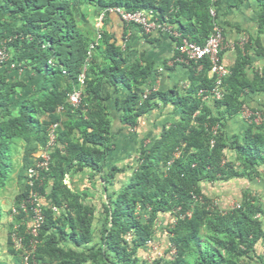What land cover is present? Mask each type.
I'll use <instances>...</instances> for the list:
<instances>
[{"label":"trees","instance_id":"16d2710c","mask_svg":"<svg viewBox=\"0 0 264 264\" xmlns=\"http://www.w3.org/2000/svg\"><path fill=\"white\" fill-rule=\"evenodd\" d=\"M237 1L257 4L256 37L249 35L236 47L223 98L213 100L211 108L203 99L214 86L207 58L182 63L188 69L182 92L145 91L155 73L153 63L143 58L128 62L102 28L95 37V31L82 26L81 6L96 7L99 14L110 7L152 11L158 21L177 27L181 37L172 39L174 44L186 38L204 45L216 26L225 37L222 0H0V49L8 54L0 64V194L17 182L7 210V244L10 253L20 255L19 264L25 257L27 264H252L255 246L264 243L263 200L246 189L238 204L222 210L203 188L204 183L264 179V121L245 123L231 137L226 130L245 104L244 95L264 92V68L248 74L250 48L264 53V0ZM178 56L174 49V59ZM12 64L24 68L37 87L10 78ZM104 85L114 93L119 85L127 89L115 102L129 129L159 103L179 111L177 120L139 147L131 165L108 170L104 160L114 142L107 105L111 93L103 92ZM76 89H81V103L74 108L68 95ZM52 124L57 127L49 166L30 186L27 170L46 146ZM19 152L20 159H14ZM86 172L94 179L92 187L104 194L98 205L88 201V191L66 182ZM31 192L43 216L35 236L30 232L36 205ZM3 215L0 207V222ZM159 221L165 223L158 227L168 245L148 260L143 255L151 250ZM33 242L35 248L26 253Z\"/></svg>","mask_w":264,"mask_h":264},{"label":"crops","instance_id":"0c3cea01","mask_svg":"<svg viewBox=\"0 0 264 264\" xmlns=\"http://www.w3.org/2000/svg\"><path fill=\"white\" fill-rule=\"evenodd\" d=\"M257 4L253 1H244L239 3L237 0H222V7L220 10V23L225 31V47L221 53V62L230 69L235 63L237 49L241 47L242 41L247 40L251 35L256 37L257 31ZM92 23L88 22L86 18L82 17V26L89 27L95 31V37L99 29H104L111 34L117 45L121 48V52L128 62L135 59L143 58L146 61L153 63L155 73L149 79L144 90H153L160 92H168L171 89L177 88L182 92L188 85V69L182 63H178L174 59V43L171 38L163 33L155 32L154 34L145 35L136 25H126L120 17L114 13L107 14L99 21V10L95 11ZM262 45L264 47V33L260 35ZM251 57V65L248 69L250 77L255 71H261L264 68V53H257L252 47L248 51ZM96 59L101 62L100 55H96ZM7 75L12 79L25 80L30 89L37 87L35 79L27 78L24 68L10 67ZM33 77L35 75H32ZM118 92L114 93V88L104 85L103 92L111 93V97L107 101L110 111V118L112 120V136L114 147L113 150L106 156L104 160V168L108 170L113 165L127 166L134 162L137 151L140 146L148 144L151 140L158 136L162 127L170 124L178 119L179 111L175 110L171 104H161L151 108L139 120V124L134 129H129L123 125L120 119L121 111L116 106L115 99H122L127 93V89L119 85ZM245 105L259 109L264 108V92L246 93L243 97ZM212 97L205 100L206 104L211 108ZM237 124L238 128L235 131L239 134L242 132L245 122L238 115L234 119L228 121V124ZM228 133V126L226 127ZM230 136V137H231ZM84 179L83 185L79 188L78 182ZM73 186L79 190H86L89 192L88 201H91L93 194L96 192L92 185L94 179L89 176V172L81 175H74L67 178ZM100 195L104 198V194ZM252 264H264V243H258L255 246V253L252 255Z\"/></svg>","mask_w":264,"mask_h":264},{"label":"built area","instance_id":"2783aa9c","mask_svg":"<svg viewBox=\"0 0 264 264\" xmlns=\"http://www.w3.org/2000/svg\"><path fill=\"white\" fill-rule=\"evenodd\" d=\"M110 13L118 15L124 23L138 25L146 35L158 32L163 33L169 38L175 40L181 37V34L179 33L175 25L165 21H158V19L153 15L152 11L138 10L135 12H129L120 7H110L101 11L98 16L99 21ZM210 13L214 16L215 10L212 8L210 10ZM97 37L99 38V32L97 34ZM244 42H246L245 39L241 43ZM174 46L179 53V56L175 58V61L178 63L188 64L191 61L199 63L204 58H207L209 60V75L214 79V86L211 88L208 95L203 97V99L206 100L207 98L212 97L215 100H221L224 95V79L230 74L229 68H227L221 62V53L225 47V39L222 29L219 26H216L214 28V31L209 35L204 45H198L195 42L183 38L179 43L174 44ZM91 47H93V45ZM7 57L8 54L6 50L0 49V64H3L7 60ZM13 66L14 65L12 64V67ZM198 69H201V65H199ZM84 77V73L80 74L79 76L78 80L81 85L84 83ZM68 102L74 108L79 107L81 103V89H76L72 93H70L68 95ZM239 116L246 124H261L264 121V108L253 109L244 104L241 108ZM56 127L57 124H52L50 126L49 139L46 146L36 153L34 165L27 170V183L30 186L34 185V182L40 178L41 172L47 170L49 166L50 151L55 144ZM212 131L214 134H216L217 126L213 127ZM211 144H214V140L211 141ZM31 197L33 198V202L36 201V205L33 210L34 217L31 222L30 231L31 234L35 236L37 234V229L43 220V216L38 197L33 192H31ZM14 241L17 247L21 248L20 239L14 238ZM34 248L35 242L32 243V249L26 253L29 254ZM26 259L27 257H25V264H27Z\"/></svg>","mask_w":264,"mask_h":264},{"label":"rangeland","instance_id":"374dc122","mask_svg":"<svg viewBox=\"0 0 264 264\" xmlns=\"http://www.w3.org/2000/svg\"><path fill=\"white\" fill-rule=\"evenodd\" d=\"M81 10L86 15L87 21L92 23L94 19V12L98 9L96 7L90 6L86 3H83L81 6ZM89 28V27H88ZM228 135L236 133L238 126L237 124H228ZM14 159H20V152L14 155ZM15 178V174H13ZM67 183L70 181L67 179ZM84 179L82 178L80 182H78L79 188L83 185ZM203 188L205 193L213 199L214 203L222 210H227L232 208L236 204H238L241 200L242 193L246 189H250L253 193L258 194L260 198L264 202V179H257L256 181H247L246 179H233L228 182H221L218 184H209L204 183ZM18 185L15 180L11 181V184L5 188V191L0 194V207L1 210L4 211L3 218L0 222V264H19L20 263V255L19 258L14 254L10 253L7 244V235H8V223L11 221V216L7 213L10 204L12 203L13 197L17 192ZM96 191L91 198V202L95 204H99L100 200V189L99 187H95ZM164 219H160L161 222ZM158 222L156 229V239L152 243L151 250L148 253H145L143 256L146 259H152L154 256H158L161 254L168 245V240L165 235V232L162 231L158 226H164L163 223ZM20 248V247H19Z\"/></svg>","mask_w":264,"mask_h":264}]
</instances>
